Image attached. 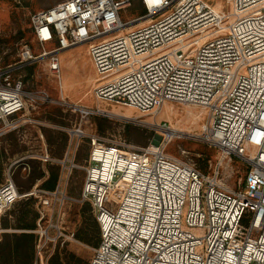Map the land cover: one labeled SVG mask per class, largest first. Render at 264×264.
<instances>
[{
    "label": "built area",
    "instance_id": "built-area-1",
    "mask_svg": "<svg viewBox=\"0 0 264 264\" xmlns=\"http://www.w3.org/2000/svg\"><path fill=\"white\" fill-rule=\"evenodd\" d=\"M134 1L63 0L36 13L37 43L56 47L34 58L24 46L20 62L0 68V123L35 99L15 70L48 57L60 73L59 54L87 45L98 102L150 114L167 103L201 108L202 138L218 150L205 174L165 153L168 134L140 149L90 135L81 201L92 205L101 233L90 264H264V0H225L227 11L208 0H139L142 15L123 22ZM77 111L82 123L96 114ZM232 156L248 167L237 189L220 178ZM40 158L50 161L46 151ZM37 192L42 219L57 193L22 195L9 177L0 184V218ZM57 231L37 229L35 264H49L56 241L67 238Z\"/></svg>",
    "mask_w": 264,
    "mask_h": 264
},
{
    "label": "rangeland",
    "instance_id": "rangeland-1",
    "mask_svg": "<svg viewBox=\"0 0 264 264\" xmlns=\"http://www.w3.org/2000/svg\"><path fill=\"white\" fill-rule=\"evenodd\" d=\"M61 1L0 0V68L20 62L24 46L29 47L34 58L43 52V47L47 51L56 47V42L43 47L37 43L33 16ZM208 1L227 11L225 0ZM141 9L139 0H135L124 11L122 21L136 19L142 15ZM59 60L60 73L57 74L50 71L48 57L28 60V65L14 71V78L20 79L25 91L30 92L35 99L30 100L25 111L15 116L14 120L6 121V124L11 125L0 123V146L5 150L0 162V184L10 177L15 185L19 184L25 189L32 186L29 191L21 192L22 195L36 189L55 192L58 199L55 205L46 209L41 219L39 196L43 194L37 192L36 196L18 200L1 220L4 225L6 223L3 220L6 219L12 220L11 224L15 226L33 223L34 229H47L52 237L58 233L57 228L66 236L75 234V239L82 238L78 241L80 248L83 247L85 251L83 256L91 260L93 249L100 243L101 233L92 205L81 201L86 176L83 167L91 150L90 135L99 137L101 143L107 145L140 149L159 143L163 135H167L166 130L173 129L175 133L168 135L172 138L165 153L193 163L205 174L214 171L218 163V150L202 138L206 124L203 109L167 103L158 113L150 114L130 107L98 102L93 89L99 84V79L90 63L87 45L61 52ZM98 103L101 108L99 112ZM78 107L92 108L96 114L89 119H82V123ZM114 112H129L132 117H122ZM83 130L86 136L80 137ZM45 151L50 161L43 163L40 155ZM49 167L59 169L58 183L53 191L42 187L49 177ZM247 169V164L240 157L225 159L221 183L230 188H239L245 181ZM40 171H44L46 176L36 179L31 185V177H39ZM104 206L108 210H115L109 200L105 201ZM241 226L246 229L244 221ZM62 239L56 241L50 260L58 259L59 252L62 253ZM77 264H84V261H78Z\"/></svg>",
    "mask_w": 264,
    "mask_h": 264
},
{
    "label": "crops",
    "instance_id": "crops-1",
    "mask_svg": "<svg viewBox=\"0 0 264 264\" xmlns=\"http://www.w3.org/2000/svg\"><path fill=\"white\" fill-rule=\"evenodd\" d=\"M1 219L2 218H0V264H5L6 262H4V261H7V262L9 261L8 264H11L10 262L15 259L14 244L12 242V236L13 235L20 236V235L31 234V233L35 235V241H36L35 242V260H33V264H35L36 263V246H37V243L39 241V236L37 233L38 227L34 230L21 229L20 227L15 226L14 224H11L12 220H7V219H6L7 221L3 220L6 223V225H4L2 223ZM14 219L16 220V218H14ZM70 236H67L66 239H62L63 240L62 245H61V246H63L62 251H61L62 253L59 252L58 262L60 264H77L78 261H81V262L84 261V264H90L91 260H86L87 257L83 256L85 254L84 253L85 251H84L83 247L80 248L81 244L78 241L79 238H76V239L74 237L70 238ZM9 241H11V243H9ZM33 244H34V242H33ZM33 251H34V249H33ZM30 252H32V251L27 252L28 260L31 257ZM82 256L84 257L85 260L81 259ZM29 263H27V264H29ZM12 264H14V263H12Z\"/></svg>",
    "mask_w": 264,
    "mask_h": 264
},
{
    "label": "trees",
    "instance_id": "trees-1",
    "mask_svg": "<svg viewBox=\"0 0 264 264\" xmlns=\"http://www.w3.org/2000/svg\"><path fill=\"white\" fill-rule=\"evenodd\" d=\"M5 156V150L4 148H2L0 146V162H1V159ZM58 170L57 168L55 167H49V177L45 179L44 183L42 184V187L45 189V190H49V191H53L55 190L56 186H57V183H58V179H59V173H58ZM2 175V174H1ZM1 175H0V178H1ZM45 175V172L44 171H40L39 172V177H31V181L33 180V183L31 182V185H33L36 181V179H42ZM19 192H26V191H29L32 186H28L26 189L23 188V186H20L19 184H16ZM21 219V217L19 218ZM6 225V224H5ZM20 227L21 229H29V230H33L35 228V225L32 224H27V225H24V226H18ZM79 238V237H78ZM82 238H79V240H81ZM12 242L14 244V253H15V259L13 261H11L10 263H14V264H33V260H35V235L34 234H25V235H20V236H17V235H13L12 236ZM34 242V244H33ZM9 243H11V241H9ZM34 249V251H33ZM28 251H32L30 252L31 253V257L30 259L28 260V254L27 252ZM34 252V253H33ZM93 256V255H92ZM59 258L58 259H52L50 260L49 259V264H60L58 262ZM8 264L7 261H4ZM5 263V264H6Z\"/></svg>",
    "mask_w": 264,
    "mask_h": 264
},
{
    "label": "bare ground",
    "instance_id": "bare-ground-1",
    "mask_svg": "<svg viewBox=\"0 0 264 264\" xmlns=\"http://www.w3.org/2000/svg\"><path fill=\"white\" fill-rule=\"evenodd\" d=\"M129 109H130V108H129ZM114 114L119 115V116H122V117H126V118L132 117L131 114H130L129 112H127V113H122V114H121V112H114ZM174 131H175V130H173V129H168V130H166V132H167L168 135H172V134H174V133H175Z\"/></svg>",
    "mask_w": 264,
    "mask_h": 264
}]
</instances>
